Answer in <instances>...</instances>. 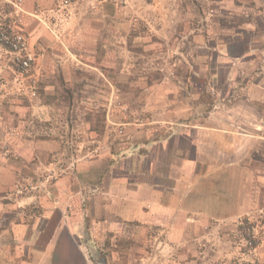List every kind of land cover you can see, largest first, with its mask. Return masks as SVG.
<instances>
[{"label": "crops", "instance_id": "crops-1", "mask_svg": "<svg viewBox=\"0 0 264 264\" xmlns=\"http://www.w3.org/2000/svg\"><path fill=\"white\" fill-rule=\"evenodd\" d=\"M125 1L96 9L81 1L58 27L44 18L55 0L19 5L16 29L45 81L125 80L122 97L133 111L123 121L126 141L81 162L47 192L16 194L17 182L33 177L60 143L42 136L55 114L44 97L0 95V264H198L210 230L264 213V81H206L197 45L178 51L191 81L154 80L156 55L188 32L196 40L187 29L196 14L182 0ZM131 15L149 30L130 37ZM222 68L212 62L211 75ZM196 79L202 88L189 94ZM207 83L229 90L209 107ZM54 86L45 83V95ZM138 108L143 125L133 122Z\"/></svg>", "mask_w": 264, "mask_h": 264}, {"label": "rangeland", "instance_id": "rangeland-1", "mask_svg": "<svg viewBox=\"0 0 264 264\" xmlns=\"http://www.w3.org/2000/svg\"><path fill=\"white\" fill-rule=\"evenodd\" d=\"M11 1L0 3V26L11 24L14 30L19 31L16 29L19 6L14 7ZM81 1L84 0H70V3L64 5L63 0H55L53 6L45 11L44 18L49 27L63 24L73 7ZM86 1L92 9H96L100 3L108 0ZM115 1L120 5L126 4L125 0ZM181 2L187 11L196 14L197 19L187 26L188 30L197 31L196 40L190 34L192 32H188L186 37L181 36L176 42L169 43L167 50L170 53L166 51L165 54L156 55L154 80L163 81L167 85L191 81L192 67L183 66L182 55L181 64H178L177 57L179 50L182 52L187 48L189 51L197 45V50L202 53L198 74L207 78L206 81H215L216 77H219L217 81H264V0ZM127 30L131 37L149 29L147 23H142L138 16L131 15ZM230 40L234 43L227 56L225 47ZM127 46H131V43L128 42ZM23 54L32 57L31 64L26 69H21L10 60L0 46V95L14 93L31 99L44 97V102L53 106L55 114L43 126L42 136L56 139L60 148L49 152L45 157L46 162L33 177L17 182L14 189L16 194L47 192L50 185L59 178L75 175L81 162L106 153L114 142L126 141L128 125L123 121L130 119L128 117H132L133 111L122 97V93L127 90L125 80L60 81L58 78L57 81H45L36 64L35 55L27 47ZM151 56L153 55L149 57ZM186 59L194 61L189 52ZM212 62L223 66L219 76L211 75ZM50 82L55 83L51 97L42 90L44 84ZM191 84L193 87L187 85L188 93L194 94L202 88L203 81L196 79ZM228 91L225 85L215 89L207 83L203 93L204 102L209 107L213 95H227ZM134 117L132 120L135 123L143 125L146 122L143 111L139 108ZM17 189L21 192L17 193ZM211 232L213 238L200 246L202 256L198 264H264V213L238 219L230 227H215ZM150 248L140 247L147 252Z\"/></svg>", "mask_w": 264, "mask_h": 264}, {"label": "built area", "instance_id": "built-area-1", "mask_svg": "<svg viewBox=\"0 0 264 264\" xmlns=\"http://www.w3.org/2000/svg\"><path fill=\"white\" fill-rule=\"evenodd\" d=\"M22 0H12L11 3L14 7H18ZM70 0H63V4L67 5ZM0 46L8 55L9 59L17 63L21 69L29 67L32 61L30 55H24V51L27 47V39L24 33L13 29L11 24H7L6 27L0 26ZM17 193L21 190L17 189Z\"/></svg>", "mask_w": 264, "mask_h": 264}]
</instances>
